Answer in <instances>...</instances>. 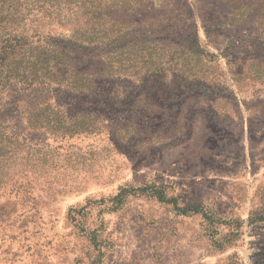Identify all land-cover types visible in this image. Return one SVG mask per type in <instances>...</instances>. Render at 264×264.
Here are the masks:
<instances>
[{"label":"rangeland","instance_id":"obj_1","mask_svg":"<svg viewBox=\"0 0 264 264\" xmlns=\"http://www.w3.org/2000/svg\"><path fill=\"white\" fill-rule=\"evenodd\" d=\"M260 5L151 0L97 49L47 29L74 84L0 86V264H264Z\"/></svg>","mask_w":264,"mask_h":264},{"label":"trees","instance_id":"obj_2","mask_svg":"<svg viewBox=\"0 0 264 264\" xmlns=\"http://www.w3.org/2000/svg\"><path fill=\"white\" fill-rule=\"evenodd\" d=\"M149 1L151 0H0V86L3 83H23L30 86L43 84L47 80L72 87L74 81L68 80L66 75H60L71 71L70 51H64L58 43L46 37L50 34L44 35V32L47 29H52L51 32L65 30L67 35L61 36V39L68 38L78 47L97 49L105 44L107 33L129 27L124 21L113 18L116 11H137L145 8ZM262 6L259 9L264 14V5ZM230 8L231 20L236 18L242 21L245 11L239 13L242 10L240 4L230 5ZM33 55L45 61L44 72L27 77L18 73L16 66H12L16 59L24 58L27 63ZM3 66L5 67L1 71ZM63 66L66 68L62 69ZM137 68L131 66L121 70L138 74ZM3 108L1 105L0 109ZM16 140L14 137L12 142ZM2 141L3 139L0 143Z\"/></svg>","mask_w":264,"mask_h":264}]
</instances>
